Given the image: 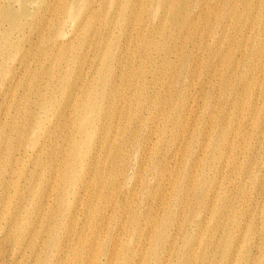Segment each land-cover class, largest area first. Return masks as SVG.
<instances>
[{
	"label": "bare ground",
	"instance_id": "1",
	"mask_svg": "<svg viewBox=\"0 0 264 264\" xmlns=\"http://www.w3.org/2000/svg\"><path fill=\"white\" fill-rule=\"evenodd\" d=\"M184 1L0 0V264H152L159 250L163 252L159 264H264V244L259 255L251 253L264 239L255 238L257 229L250 221L243 220L241 209L231 218L225 215L226 195L217 199L222 207L215 206L213 210L205 204L190 209L187 218L194 217L199 222L197 231H193L195 234L182 225L179 234L172 236L166 220L160 219L162 209L157 204L146 216L130 212L132 231L142 224L146 226L145 230L136 232L135 237L141 238L110 243V209L104 211L107 206L101 195L110 188L109 173L121 175V171L119 166H114L113 158L110 159V145L104 142L108 141L107 125L110 131H127L137 120L150 135L154 129L159 130V140L154 146L158 156L146 170L158 176L167 172L163 176L167 184L160 189L162 197L170 191L178 196L192 182L182 181L192 167L171 162L163 166L165 160L158 158L165 149L167 156L182 151L180 157H188L198 136L204 135L197 125H193L189 134L182 135L183 116L190 114L177 105H163L166 98L154 97L146 83V76L161 78L168 72L174 73L172 69H176V75L171 79L178 82L179 70L172 60L179 58L181 65H186V48L194 45L193 33L198 26L189 22ZM224 2L220 0L219 4ZM208 8L205 4L198 14L209 11ZM137 10L140 14L135 25L136 41L128 53L125 50L128 40L113 43L114 31L122 26L127 29L129 17ZM204 17L208 20L211 14L205 13ZM214 20L216 25L222 23L221 17ZM257 25L264 32L261 18ZM67 27L69 35L63 33ZM180 38L183 45L172 47ZM167 40L171 41L170 45ZM199 54L192 53L191 58ZM128 58L135 67H128ZM257 60L251 59L249 64L259 65ZM225 62L229 63L230 59L226 58ZM129 72H136L137 84L126 76ZM110 74L119 75L117 78L124 83V88H119L116 82L112 84ZM52 84H56L57 91L49 92ZM165 86L164 83L151 91L163 90ZM110 89L116 93L115 99L124 103L120 112L100 105L105 94L110 95ZM249 90L245 94L248 100L239 103L247 108L242 114L245 121L251 113L264 114V97L253 98ZM203 95L208 100L211 92L206 90ZM154 105L162 113L161 123ZM69 111L73 113L70 115ZM108 115L112 119L110 123ZM217 121L213 118L211 125L215 126ZM233 122V118H224L218 127L219 134L208 139L210 149H224L217 150L221 152L219 159L227 157L236 175L245 170L237 161L243 155V132L233 131ZM166 123L171 124L170 143L166 140ZM58 129H67L68 133L63 137ZM230 131L235 141L225 140L224 135ZM183 145L186 146L181 149ZM201 146L206 149L208 143L203 142ZM105 154L106 158L101 160ZM94 156H100L99 161H93ZM202 160L194 163L197 166L191 170L190 178L197 177ZM100 164L104 170L96 168ZM91 165L107 174L106 179L99 176L95 180V188H104L96 195L94 205L89 203L94 195L85 190L93 180L84 177ZM204 171L197 177L202 181L211 173ZM171 172L179 175L180 180L174 184H170ZM236 179L215 177L208 187L210 196L214 197L215 190L220 188L231 190ZM242 184L246 185V181ZM167 185L171 186L169 190ZM130 187L133 190L128 193L139 189L135 190V184ZM83 193L87 194V201L79 205L77 202ZM149 194L150 190L146 189L144 195ZM256 207L264 208V198L256 202ZM205 213L212 216L206 223L202 222ZM78 216L80 219L76 221ZM262 220L264 225V216ZM99 227L102 228L97 231ZM206 231L214 232L217 239L207 240ZM149 237L155 240V245L149 242Z\"/></svg>",
	"mask_w": 264,
	"mask_h": 264
},
{
	"label": "rangeland",
	"instance_id": "2",
	"mask_svg": "<svg viewBox=\"0 0 264 264\" xmlns=\"http://www.w3.org/2000/svg\"><path fill=\"white\" fill-rule=\"evenodd\" d=\"M219 1H184L185 7L188 6L186 11L188 19L190 15L189 22L198 26V30L193 33L195 36L194 45L186 48L188 52L186 65H181L182 61L179 58L178 60H172L179 70L180 77L178 82H174L171 79L172 76L176 75V69H172L174 73L170 74L168 72L157 79L146 76V83L149 84L151 94H155L154 97L160 96L161 100L166 98L163 105L170 107L177 105L181 110L190 114L183 116L180 133L187 135L192 131L193 125H197L199 132L204 135L198 136L197 142H194L189 150L188 157L181 158L180 153L182 151L175 156H167V149H165L158 158L165 160L162 164L163 166L171 162L182 165L184 168L192 167L182 179L185 183L192 181L190 186L182 190L178 196L174 195V191H170L162 197L160 189L162 185L167 184L166 177L163 179L167 172L163 171L159 176L147 172L146 167L150 165L151 161H154V157L158 156L154 146L159 140V130L154 129V133L150 135L144 125L141 124V121L136 123L137 120L133 121L134 124L127 131L124 129L110 131V125L106 127L105 131L108 141L104 142L110 145V159L113 158L114 166H119L121 171V175H114L111 172L109 173L108 168L106 169V172L109 173L110 181L108 185H110V188L103 191L101 195L105 197L104 204L107 206L104 211L108 212L110 209V225L108 226L111 234L110 243L113 240H121L122 243H125L132 241V239L141 238L138 235L135 237L136 232L137 230H145L146 226L142 224L140 228L132 231L129 225L130 212L146 216L151 214L157 204L162 209L159 212L160 219L166 220L168 231L172 236L179 234V229L182 225L185 226L189 233L195 234L193 231H197L199 222L194 217L187 218L190 209L205 206V204L213 207V210L215 206L222 207L223 205L217 201L220 195H226L228 199V203L225 204V215L231 218L235 211L241 209L244 213L243 220L250 221L257 229L255 238L264 239V225L262 224L264 208L256 207V202L264 198V114H260L258 111L251 113L250 119L245 121L242 114L247 112V108L239 105V103L248 100L245 98L247 89L252 91L253 98L264 97V32H262V27L257 25L259 18L264 23V0H225L223 4H219ZM205 4L209 5V11L199 15L198 11ZM133 5L131 3V6ZM205 13L211 14L210 19L207 20L204 17ZM139 14L138 10L133 12L132 17H129L131 22L127 25V29L122 26L121 29L114 31L113 43L121 44L128 40L125 45V50L128 53L132 51L136 41L137 27L135 25ZM215 17L219 19L221 17L222 23L216 25ZM63 33L69 35V28H65ZM252 39H256V42H252ZM170 42V40H167V45H170ZM182 45L183 40L180 38L176 44H172V47L179 48ZM197 52H200L199 56L194 59L191 58L192 53L197 55ZM226 58L230 59L229 63L225 62ZM251 59H258L257 61L259 62V65H254L255 68L253 69L252 67L254 66L249 64ZM128 67H135L130 58H128ZM235 71V76H232L231 73ZM136 75V72H129L126 76L132 78L133 83L137 84ZM117 77L110 74L112 84L116 82L119 88H124V83ZM164 83L166 86L163 90L156 89L151 91L154 88L163 86ZM48 90L49 92L57 91L56 84H52ZM206 90L211 92L208 100L203 95ZM115 94L110 89V95L105 94L100 105L103 104L104 107L120 112L123 110L124 103L119 99H115ZM148 99L151 101L149 97ZM136 105L137 103H134L133 107H136ZM156 108L158 109L154 105V111H158L159 114L158 123H161L163 116L161 111ZM68 113L71 115L73 112L69 111ZM134 113L136 112L134 111ZM213 118L218 120L215 126L211 125ZM224 118H233V131L243 132V155L239 156L237 161L245 170L238 172L236 175H233L234 170L229 167L228 162L230 161L227 157L226 160L224 156L219 159L221 153L219 151L224 149L209 148L211 141H209L208 136L215 138L219 134L217 133L218 127L223 123ZM110 121L112 119L109 116L108 122L110 123ZM148 123L151 124L150 122ZM165 125L168 130L166 140L170 143L172 138L168 136L171 124L166 123ZM162 127L163 125L159 126V128ZM58 131L63 137L68 133L67 129L63 131L58 129ZM233 136L231 131L229 134L224 135L225 140L229 141L236 140ZM203 142L208 143L206 149L201 146ZM185 146L183 145L181 149ZM105 158L106 154L101 156V160ZM211 158H214V160H211ZM99 159L100 156L93 157V161H99ZM198 159L203 160L200 162L201 167L198 168L197 177L202 172H205L204 170L211 172L204 181L197 177L190 178V172L196 168L197 164L194 166V163ZM133 160H137L138 163H133ZM96 168L104 170L101 164L96 165ZM86 175L84 177L93 180L85 190L89 191L87 194L94 195V199L89 202L94 205L96 203V195H99V192L104 188H95V180L99 176L106 179L107 174L95 170L91 165ZM215 177L220 180H234L237 178L235 180L236 185L227 191L223 190V188L217 189L215 190V196L212 197L210 196L211 190L208 187H211ZM175 180H180L179 175L171 172L170 184H174ZM243 180L246 181V185L242 184ZM133 184L136 185L135 190L139 189L133 193H128L133 190L130 187ZM170 188L171 186H168V190ZM146 189L150 190L149 195H144ZM204 189L209 191L205 192ZM87 194H81L80 201L77 204H84L87 201ZM181 201L187 204H179ZM79 219L80 216L76 217V221ZM210 219H212V216L209 217L206 213L205 217L202 216V222L206 223ZM79 223L81 224L82 222L80 221ZM101 228L99 227L97 231ZM95 234L97 237L98 233ZM204 234H207V240L211 238L217 239L214 232L206 231ZM106 239L107 237L102 239V243H105ZM148 239L151 244L155 245L154 239H151V237ZM263 244L264 242L258 243L253 248L252 255H259V252L263 251ZM256 248H259V250L257 251ZM110 252H117V249L114 251L110 249ZM162 254V250L157 251L156 258H153L152 264H159Z\"/></svg>",
	"mask_w": 264,
	"mask_h": 264
}]
</instances>
